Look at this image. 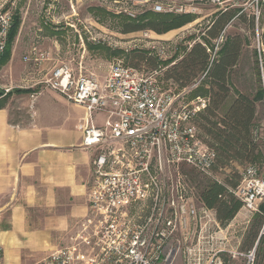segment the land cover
<instances>
[{
	"label": "built area",
	"instance_id": "obj_1",
	"mask_svg": "<svg viewBox=\"0 0 264 264\" xmlns=\"http://www.w3.org/2000/svg\"><path fill=\"white\" fill-rule=\"evenodd\" d=\"M14 6L12 3L10 8ZM10 8L0 11V58L14 24L15 13ZM168 9L157 3L153 11H173ZM187 11L176 9L179 14ZM254 16L259 20V14ZM224 39L223 34L216 42ZM156 49L162 59L165 49ZM48 57L34 48L24 61L37 64ZM160 73H146L115 61L100 78L62 63L39 83L85 109L79 127L84 134L83 146L96 155L88 183V216L70 245L35 264H172L180 248L179 244L174 246V237L178 233L189 235L197 219L201 221L199 246L220 241L212 231L214 226L220 230L215 217L206 207L201 214L197 211L182 173V168L188 167L210 174L216 166V151L203 142L194 123L210 101L200 96L189 100L194 86L178 93L164 89ZM2 90L5 97L15 89ZM41 94H31V110ZM99 117L106 118L102 125L97 123ZM260 138L264 141V134ZM231 193L242 202V210L260 213L264 201L260 169L247 166ZM0 264H7L1 249Z\"/></svg>",
	"mask_w": 264,
	"mask_h": 264
},
{
	"label": "rangeland",
	"instance_id": "obj_2",
	"mask_svg": "<svg viewBox=\"0 0 264 264\" xmlns=\"http://www.w3.org/2000/svg\"><path fill=\"white\" fill-rule=\"evenodd\" d=\"M0 2V11L10 8L14 3L15 6L10 9L21 20L12 49L13 56L0 71L2 73L3 69L8 70V79L3 77L0 82L5 83L9 80V84L15 88L27 87L36 81L42 82L62 63L71 64L76 72L82 70L84 74L101 77L108 72L115 61H122L130 66L132 54L142 51H148L159 59L156 48H164L165 55L159 59L158 70L161 71L159 80L164 89L178 93L182 89L173 82L164 81V75L167 72L176 75V71L180 69L176 68L180 67V62L185 59L193 46L197 43L204 44V35L219 13L226 9H244L243 13L247 14V19L259 14V20L255 17L254 37L248 30V23L238 20H233L223 34L225 38L240 35L245 42L240 63L233 70L232 86L244 94L255 93V51L261 48L259 37L264 27V0H1ZM157 3L164 4L166 9L169 7L173 9L172 12L157 14H179L176 9L183 7L197 19L167 35L160 36L150 31L130 34L122 32L121 17L135 20L142 14L153 11ZM224 42L225 40L220 43L212 41V59L217 57ZM34 48L49 54V60L37 64L26 63L24 58ZM258 60L261 67V59ZM167 62L169 64L165 65ZM138 69L146 73L153 71L146 62L140 63ZM207 83L206 75L199 76L191 84L194 89L189 100L198 96L203 97L205 94L200 90L202 87L206 88ZM104 120L106 118H100L97 123L102 125ZM258 120L260 125L258 130L263 136L264 107L262 106L258 108ZM194 123L197 127L201 124L199 117ZM199 134L202 138H206L202 132L199 131ZM262 151L264 153V146ZM247 165L231 162L224 166L217 162L210 174H201L191 168L183 167L185 185L189 189V197L193 200L197 211L201 214L204 208L200 201L203 186L210 181L222 184L240 182ZM257 165L264 178V162ZM144 210L147 212L149 209L146 207ZM210 212L219 228H227L224 234L228 245L220 247L218 242L209 246H199L201 221L197 219L192 222L189 237L183 233H178L174 237V246L179 244L180 248L176 249L172 264H257L254 251L246 253L242 250L244 237L255 215L241 209L227 226L222 227L216 219L215 211L210 210ZM212 231L219 232L218 227L214 226ZM261 264H264V258Z\"/></svg>",
	"mask_w": 264,
	"mask_h": 264
},
{
	"label": "crops",
	"instance_id": "obj_3",
	"mask_svg": "<svg viewBox=\"0 0 264 264\" xmlns=\"http://www.w3.org/2000/svg\"><path fill=\"white\" fill-rule=\"evenodd\" d=\"M32 83L15 88L0 82L2 94L4 87L15 89L0 96V249L7 264H35L70 245L89 211L96 152L83 146L79 127L86 111ZM34 92L42 94L31 110ZM226 230L217 232L220 247L228 245Z\"/></svg>",
	"mask_w": 264,
	"mask_h": 264
},
{
	"label": "trees",
	"instance_id": "obj_4",
	"mask_svg": "<svg viewBox=\"0 0 264 264\" xmlns=\"http://www.w3.org/2000/svg\"><path fill=\"white\" fill-rule=\"evenodd\" d=\"M244 9H232L219 13L208 27L204 35V44L197 43L180 62L176 75L167 72L163 80L173 82L181 89L191 86L201 75H206L207 86L202 87L210 104L206 111L199 115L201 124L198 129L206 138H200L217 153V162L228 165L237 162L240 165H256L264 162L260 138L258 108L264 107V27L259 37L260 49L255 51V81L256 89L253 95L244 94L232 86L233 70L238 67L245 42L240 35L225 38V42L212 59V41L218 40L233 20L248 23V30L254 37L256 29L255 16L249 19ZM197 18L191 13L184 14H157L148 11L135 20L121 17L122 32L124 34L150 31L157 35H165L174 30L193 23ZM21 20L15 13L14 24L9 34L8 46L0 58V69L11 59L12 49L18 35ZM258 58L261 59V67ZM146 62L153 71L158 70L160 61L148 51L132 54L130 66L138 69L139 64ZM169 63H165L168 65ZM17 93L27 91L17 90ZM29 92V91H28ZM0 92V96H1ZM198 96V95H197ZM259 168V167H258ZM261 173V172H260ZM241 179V178H240ZM241 181V180H240ZM238 182L210 181L202 187L200 201L204 207L216 213L218 223L227 226L241 211L243 204L236 199L231 190L239 185ZM255 251L256 262L261 264L264 258V202L260 205V213L255 214L250 229L246 233L242 250L246 253Z\"/></svg>",
	"mask_w": 264,
	"mask_h": 264
},
{
	"label": "water",
	"instance_id": "obj_5",
	"mask_svg": "<svg viewBox=\"0 0 264 264\" xmlns=\"http://www.w3.org/2000/svg\"><path fill=\"white\" fill-rule=\"evenodd\" d=\"M257 246H258V243H257L256 246H255L254 253H255V251H256Z\"/></svg>",
	"mask_w": 264,
	"mask_h": 264
}]
</instances>
